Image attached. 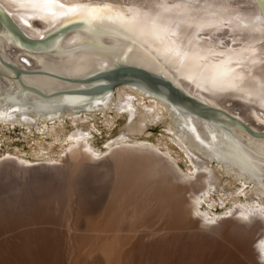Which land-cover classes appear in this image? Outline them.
I'll use <instances>...</instances> for the list:
<instances>
[{"label":"bare ground","instance_id":"obj_1","mask_svg":"<svg viewBox=\"0 0 264 264\" xmlns=\"http://www.w3.org/2000/svg\"><path fill=\"white\" fill-rule=\"evenodd\" d=\"M246 2L247 12L259 10V0ZM131 3L120 0V6ZM0 14L34 43L19 40L0 18V122L29 127L112 107L126 119L122 138L131 139L146 124L160 122L170 142L194 167V173L183 175L175 162L141 143L121 144L115 150L109 144L110 154L95 162L83 137L84 128L76 126L68 135L69 158L62 165L13 166L18 194L36 185H55L65 196L61 199L70 204L73 196L87 192L92 203L87 205L85 218L96 219L74 222L73 230L93 241L95 255L111 259L122 242L165 239L179 232L205 236L198 228V206L216 192L218 201L231 200L239 218L252 223L247 227L223 219L210 228V223H204L225 245L216 243L213 256L196 264H259L252 261L251 249L264 229L263 221L255 218H264V103L258 96L214 87L200 75L177 71L160 52L139 40L125 39L126 33L111 26L87 30L78 18L43 20L9 0H0ZM119 66L141 69L175 90L155 87L148 78L93 81L91 77ZM254 71L262 69L258 66ZM114 85L121 86L112 97ZM183 96L204 109L184 101ZM215 108L233 115L251 131ZM4 170L0 166V175ZM234 182L249 184L244 200L238 198L239 187ZM76 236L72 237L76 240ZM229 247L238 252L240 260L232 261ZM258 248L264 250V241ZM260 259L264 262V257Z\"/></svg>","mask_w":264,"mask_h":264},{"label":"rangeland","instance_id":"obj_2","mask_svg":"<svg viewBox=\"0 0 264 264\" xmlns=\"http://www.w3.org/2000/svg\"><path fill=\"white\" fill-rule=\"evenodd\" d=\"M120 86L114 85L111 88L112 97ZM79 113L77 118L65 117L60 122L38 123L39 125L29 127L0 122V166H5L6 169L0 175V264H196L203 257L213 256L216 243L225 245L217 234L209 233L207 227L210 228L223 219L247 227L252 223L239 218L240 213L236 211L238 208L233 207L231 200H223L221 203L217 193L213 192L207 202L205 196V200L198 206V228L205 236L197 232H179L165 239H150L152 242H122L124 244L120 243L121 247L117 248L113 258L110 257L112 260L95 255L93 241L85 233L73 230L78 221L94 222L96 219L85 218L86 210L92 203L88 193L73 196L70 204L68 199L62 200L65 196H62L64 194L55 185H36L22 193L23 195L18 194L14 189L17 182L13 175L14 165L30 169L62 165L69 158L68 146L71 141L68 135L77 126L84 128L83 137L90 146L95 162H100L110 154L109 144L115 150L121 144L141 143L153 147L154 152L164 159L175 162L183 175L194 173V167L178 147L170 142V135L160 122L146 124L141 134L125 140L122 136L126 119L123 115H117L112 107L101 112ZM234 183V186L239 187L238 198L244 200L249 184L241 186L238 182ZM255 218L264 223L263 217ZM204 223L210 225L204 227ZM259 237L258 242L251 246L255 255L252 261L264 264L260 259L264 257V250L258 248L260 242L264 241V229L255 238ZM228 249L232 254V261L240 260L234 248ZM191 257L195 258L194 262Z\"/></svg>","mask_w":264,"mask_h":264},{"label":"snow or ice","instance_id":"obj_3","mask_svg":"<svg viewBox=\"0 0 264 264\" xmlns=\"http://www.w3.org/2000/svg\"><path fill=\"white\" fill-rule=\"evenodd\" d=\"M43 20L78 18L87 30L111 26L163 55L177 71L264 103V0H9ZM256 0H253L255 3ZM131 50V49H129ZM261 72H255L257 67Z\"/></svg>","mask_w":264,"mask_h":264},{"label":"water","instance_id":"obj_4","mask_svg":"<svg viewBox=\"0 0 264 264\" xmlns=\"http://www.w3.org/2000/svg\"><path fill=\"white\" fill-rule=\"evenodd\" d=\"M257 3L259 4V2H257ZM2 18H4V17H2ZM2 21L12 30V32L19 38V40H21L22 42H24V43H26L28 45H33L34 44L33 42H31V40H27V38H24V36L15 28V26H13L11 24V22L8 21L9 23H6V21L4 19H2ZM91 77L93 78V81L94 80H98V79H102V78L112 79V78H120V77H129V78H132V79H136V77H138V78L141 77L140 78L141 80H144L143 78H148L155 85V87L162 86V87H164V88H166L168 90H173L174 89L168 83H166L165 80L163 81L160 78L153 77V76L145 73L143 70L137 69V68H133L131 66H119V67L113 68L111 70L98 72V73L94 74ZM129 83H134V81L131 80V82H129ZM175 93H176V91H175ZM179 95H181V94H179ZM183 97H185V96H183ZM184 101L193 104L194 106H196L200 110L204 109V108L196 105L194 102L189 101L186 97L184 98ZM215 110L219 111L220 113L226 114V115L223 114L222 116H224L227 119L236 121L237 124H239L240 126L244 127V129L247 130L248 132L251 131L248 127L245 126V124L243 122L238 120L233 115H231L229 113H226V112H223L222 110H218L217 108H215Z\"/></svg>","mask_w":264,"mask_h":264}]
</instances>
